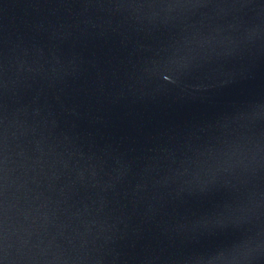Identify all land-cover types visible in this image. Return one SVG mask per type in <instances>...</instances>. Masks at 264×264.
Wrapping results in <instances>:
<instances>
[{
	"label": "water",
	"instance_id": "95a60500",
	"mask_svg": "<svg viewBox=\"0 0 264 264\" xmlns=\"http://www.w3.org/2000/svg\"><path fill=\"white\" fill-rule=\"evenodd\" d=\"M0 264H264V0H0Z\"/></svg>",
	"mask_w": 264,
	"mask_h": 264
}]
</instances>
